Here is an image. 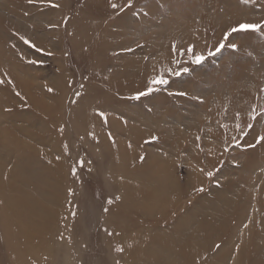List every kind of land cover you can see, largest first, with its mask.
Listing matches in <instances>:
<instances>
[{
	"label": "rangeland",
	"instance_id": "obj_1",
	"mask_svg": "<svg viewBox=\"0 0 264 264\" xmlns=\"http://www.w3.org/2000/svg\"><path fill=\"white\" fill-rule=\"evenodd\" d=\"M128 2L0 0V264H264V0Z\"/></svg>",
	"mask_w": 264,
	"mask_h": 264
},
{
	"label": "snow or ice",
	"instance_id": "obj_2",
	"mask_svg": "<svg viewBox=\"0 0 264 264\" xmlns=\"http://www.w3.org/2000/svg\"><path fill=\"white\" fill-rule=\"evenodd\" d=\"M34 2H35V0H28V3H29V4H32V3H34ZM43 2H46L50 7H53V8H57V7H59L58 4L51 3V0H43ZM111 7L115 9V8H117V5H116V4H111ZM127 7H131V0H129ZM121 10H123V9H121ZM50 27H52V25H50ZM257 30H259V31H264V24H261V23H259V22H257V23H247V22H245V23H238L236 26L231 27L227 32L224 33V38L227 39L230 35H232V34H234V33H235V34H239V33H248V32H255V31H257ZM20 39L23 40V42H24L25 44H27L29 47H31V48H35V50H36L37 52H41V51H43L41 48L37 47L35 44L31 43V42H30L29 40H27L26 38H24V37H20ZM225 46H226V45H225L224 41L221 40V41L219 42V44L215 47V53H219V52H221V50H222ZM173 47L175 48V45H173ZM227 47H230V48H232L233 50H235V49L238 48V45H237L236 43L230 41V42L227 44ZM187 52H188V54H189V61H190V64L193 65V66H199V65H201V64L205 61V59H206L204 55L199 54V53H196V52L194 51V46H192V45H189V46H188ZM215 53H213V52H209L208 55L211 56V55H214ZM47 55H51V53H47ZM30 63H37V61H30ZM196 71H197V69H196L195 67H193V68H191V69H190L189 67H182V68L180 69V71H175V72H173V71L169 70V74H170V75H175V76H180L181 74H190V73H195ZM0 83H3V81H0ZM168 83H169V81H168L167 79H165L162 75H157V76H155L154 78L149 79L148 84H147V87H146V90L138 92L133 98L138 100V99H140V98L143 97V96H147V95H149L150 93H152V92H154V91H157L158 88H157V87H154V86L166 85V84H168ZM82 87H83V86H82ZM47 91H48V92H52V91H54V89H52V88H48ZM176 94H177V95H186V93H184V92H180V93H176ZM17 95H19V93H17ZM76 95H77V96H80L81 94H80L79 92H77ZM74 103H75V101H74ZM98 115H99L101 118H103V119L105 120V122H106V116H105V113H103V112H99ZM254 118H255V117H253V119H254ZM248 127L251 128L252 125H248ZM109 138L111 139V136H110ZM151 139H152L153 141H155V140L158 139V137L153 136V137H151ZM257 145H262V146H264V136H259V137H257L256 140H255V143H254V144H249L248 147H252V148H254V147H256ZM226 150H227V149H226ZM57 159H59V156L57 157ZM140 159H141V161H143V160L145 159V157L141 156ZM81 163H82V162H81ZM75 174H76V173H75V170H73V175H75ZM206 175H207L209 178H211V177L213 176V172H212V171H208V172L206 173ZM68 191H69V194H72V193H71V189H69ZM195 191H197V192H203V191H204V188H203V187H200V188H197ZM116 199H119V197H117ZM111 202H112L111 200L108 201V203H111ZM104 211H105V212H108L109 209L105 208ZM72 215L75 217L76 213L73 212ZM107 235L111 236V235H114V233H112V232H107ZM219 247H220V245H216V248H217V249H218ZM115 250H116L117 252H123V251H124V249H123V248H120V247H117ZM116 264H119V261H116Z\"/></svg>",
	"mask_w": 264,
	"mask_h": 264
}]
</instances>
